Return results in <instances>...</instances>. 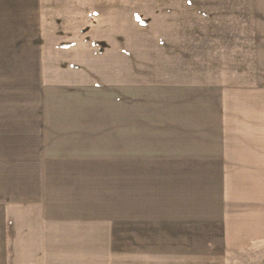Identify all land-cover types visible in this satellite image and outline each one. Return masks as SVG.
Here are the masks:
<instances>
[{"label": "crops", "instance_id": "1", "mask_svg": "<svg viewBox=\"0 0 264 264\" xmlns=\"http://www.w3.org/2000/svg\"><path fill=\"white\" fill-rule=\"evenodd\" d=\"M50 4L0 0V264H221L264 243V0L166 1L153 13L252 22L245 107H227L225 88L125 75L107 24L103 55L65 63L62 46L76 42L61 38L77 29ZM51 16L60 39L49 48ZM78 32L95 36L93 24ZM87 39L77 52H94Z\"/></svg>", "mask_w": 264, "mask_h": 264}, {"label": "rangeland", "instance_id": "2", "mask_svg": "<svg viewBox=\"0 0 264 264\" xmlns=\"http://www.w3.org/2000/svg\"><path fill=\"white\" fill-rule=\"evenodd\" d=\"M46 1L54 3L48 6L50 10L53 9L64 16V22H62L64 27L70 24V28L77 29L76 36L61 38L67 43L76 42L75 45L62 46L60 56L55 53V56L62 58L65 63L78 60L82 55H103L101 49H104V45L100 44L102 39L100 34L105 30L104 24H107L109 28L106 31L114 42V48L115 50L116 46L119 48V52L111 55L125 57V75L131 68L140 74L139 81L146 80L161 86L170 84L174 86L173 89L177 90L176 92L186 87L195 89V92L207 93L217 88H225L227 92L229 91V93L226 92L227 107H234V105L245 107L247 99L251 98L249 93L254 88L255 80L252 22L250 21H168L158 19L162 15L153 14L157 9L164 7L166 1L171 4L180 0ZM92 6L94 8L91 13L88 8ZM85 8L88 11L87 18L83 12ZM99 8H105V12L110 17L119 16L121 19L123 17L124 21L98 20L101 14ZM169 8L173 9V7ZM90 16L92 21L88 20ZM53 21V16L48 18L46 27L47 33L50 34V36L47 35L48 42L50 41L49 48H52L60 39L59 37L52 39ZM90 23L93 24L95 36L89 39L86 37L88 33L85 32L82 33L83 36L78 35L80 34L78 31L89 28ZM66 32L75 34V31L70 29ZM117 33L118 38L111 37L112 34ZM119 34L125 36L121 37ZM86 38L94 45L91 47L94 52H77V49L81 47L84 49V46L79 44L85 43ZM121 41L123 44L120 46L118 44ZM50 54V52L47 53L49 56ZM221 264H264V243L253 245L247 251L232 255Z\"/></svg>", "mask_w": 264, "mask_h": 264}]
</instances>
